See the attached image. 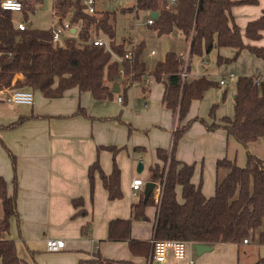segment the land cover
Masks as SVG:
<instances>
[{"label": "trees", "instance_id": "16d2710c", "mask_svg": "<svg viewBox=\"0 0 264 264\" xmlns=\"http://www.w3.org/2000/svg\"><path fill=\"white\" fill-rule=\"evenodd\" d=\"M22 4L19 12L27 24L29 15L42 0H18ZM257 0H176L168 6L167 0H137L136 4L124 10L134 12H157L150 28L158 37L179 32L189 41V56L202 55L213 48L229 47L235 50L232 58L218 57L217 62H233L242 50L264 61V47L245 44L243 35L257 41L264 32V9L261 15L247 23L244 34L234 21L231 8L236 5H255ZM53 12L60 19L68 18L70 26L79 25L78 32L61 41L53 42L51 29L16 27L11 11L0 8V91L25 89L38 91L46 99H59L66 91L77 88L79 92H89L97 101L112 100L119 93H112L113 84L124 79L121 91L123 102L126 93L134 84H141L146 72L155 82L164 86L163 105L176 117L169 149H157L156 156L161 164L150 167L152 182L162 186L157 201L153 238L156 240H178L192 244L214 245L217 243L241 244L253 239L264 244V160L247 153L243 167L226 158L216 162L214 194L206 198L200 186L191 182L194 166L180 162L176 158L179 140L199 118L187 119L190 105L201 100L205 92L215 83L205 77L185 79L180 72V56L169 51L164 60L156 61L152 68L144 59L145 44L140 42L132 49V57L125 59L127 50L123 42L115 39L112 13L103 11L101 16L85 12L82 0H53ZM103 32L108 38V49L104 45H94L92 33ZM116 55L121 60L113 59ZM16 74L21 80L13 83ZM264 71L262 75L241 76L236 79L233 97V116L224 117L221 124L207 125L208 129L223 128L228 135L241 145L264 140ZM214 105L210 117H214ZM74 115L94 120L79 106ZM27 118L2 126L13 129ZM132 127L128 126V134ZM124 148L106 147L113 154V168L106 175L96 160L88 169L90 192L93 191V176L97 172L107 191L109 200L121 198L120 170L116 164V154ZM140 150V148H136ZM13 157V156H11ZM15 172V161L12 158ZM181 186L183 202L176 200L175 188ZM16 176L13 189L9 193L5 180L0 177V201L3 216L0 219V264H25L18 257L15 243L6 238L11 218H17ZM153 193L144 201L131 204V219L116 218L107 224V241H126L133 256L148 258L152 244L150 241L130 237L132 220L147 222L146 207L154 205ZM74 207L81 205V199L73 200ZM257 234V237H256ZM256 237V238H255ZM89 264H133L104 258L99 251L93 254ZM252 264H264V256Z\"/></svg>", "mask_w": 264, "mask_h": 264}, {"label": "crops", "instance_id": "0c3cea01", "mask_svg": "<svg viewBox=\"0 0 264 264\" xmlns=\"http://www.w3.org/2000/svg\"><path fill=\"white\" fill-rule=\"evenodd\" d=\"M103 2L104 0H96L99 12L97 16L102 15ZM263 9L264 0H257L255 5H236L231 8V14L242 35L247 23L257 19ZM123 12L126 13L124 9ZM140 12L143 11L134 10L131 13L136 14L138 18ZM144 13L146 17L143 20L134 22L130 25L131 29L127 28L126 32L122 31L118 36L114 24L115 39L119 43L123 42L126 50L144 42V59L150 69L156 61L164 60L166 54L158 60L156 49L146 50L145 42L158 36L150 25H147L148 13L145 11ZM51 15L52 21L47 29L53 28L60 21V17L53 10ZM61 20L60 22H66L68 18ZM28 23L31 27V23ZM78 26H71L70 30L63 34L62 40L76 34ZM91 38H102L109 42V38L101 31H94ZM182 39L188 48V55L185 56L186 53L183 51H177V54L187 59L190 80L199 77L208 79V76L212 75L210 70L208 71V61L203 58L204 54L214 49L217 52V59L224 57L219 53L222 48H226L221 51L225 55L226 51L230 54L235 52L233 48L215 47L208 53L193 55L196 59L192 68L189 41L183 36ZM243 42L264 47V32L257 41H251L243 35ZM169 49L170 45L167 51ZM151 50L155 51V55L150 54ZM239 54L255 63V66H259L260 63L264 70L262 59L251 55L245 49ZM113 59L118 60L119 57ZM217 72L215 69L213 74ZM245 74L256 75L249 72ZM230 75L221 77L220 80H225L224 85H219V82L216 85L225 88L230 82L236 83L237 78L234 75L230 78ZM21 79L22 75L16 74L13 83ZM123 83L124 79L117 82L120 94ZM153 83H156L153 87L151 84L148 87L142 83L134 84L127 91L132 92L131 99L128 100L126 94L124 102H117L119 107L97 101L89 92H79L77 88L69 89L59 99H46L40 92L35 91L33 104L29 106L13 105L3 100L4 95L13 89L0 92V125L6 126L20 118H27L13 129L0 130V177L5 180L9 193L13 189L14 176L17 182V218H11L9 231L5 237L14 241L17 255L25 264H89L88 261L98 251L104 258L130 261L133 264H190L189 260H193V264H252L264 254V244L256 241L241 244L217 243L210 245L212 249L201 255L195 253L194 244L188 243L187 256L184 260H177L168 253L164 262L149 263V257L133 256L126 241H107L108 222L116 218L131 219V204L143 197V189L135 194L131 191L132 179L141 178L145 183L152 182L150 167L161 164L156 156V150L171 147L176 117L162 103L164 86L155 81ZM208 91L209 89L205 94ZM235 91L234 84L232 116ZM198 101L200 100L191 103L187 119L199 118V115L205 114L204 111L200 112L201 104ZM79 106L94 120L81 115L73 116ZM116 116H120L121 120L113 119ZM223 117L226 116L215 115L214 118H207L205 124L193 122L176 148L177 160L194 166L191 182L195 186H200L201 193L206 198L214 194L218 160L226 158L234 161L239 167L245 165L243 153H246L245 156L250 153L264 160V140L242 145L241 152V144L233 136L228 135L226 130L207 128V125L213 123L221 124ZM128 126L133 128L130 134L127 133ZM111 146L117 148L126 146L133 151L130 157L122 150L115 156L120 170L121 190V198L116 200L108 199L107 191L97 172L93 176L92 194L88 179L89 166L96 160L106 175L111 173L113 154L106 149ZM133 148H140V151ZM12 158L15 161V172ZM140 161L144 164H141V172H137L135 165ZM157 185L153 190L154 205L145 209L149 221L131 222L132 239L151 242L153 238ZM175 193L176 200L182 203L181 186H176ZM79 199L81 205L74 207L72 201ZM2 216L3 207L0 201V219ZM49 238L63 240L64 249L58 252L47 251L45 241Z\"/></svg>", "mask_w": 264, "mask_h": 264}, {"label": "rangeland", "instance_id": "374dc122", "mask_svg": "<svg viewBox=\"0 0 264 264\" xmlns=\"http://www.w3.org/2000/svg\"><path fill=\"white\" fill-rule=\"evenodd\" d=\"M127 7H128L127 5L120 6V4L117 3L115 0H104L103 4L101 5L102 11H107V12L112 13V15H113L112 16V23L115 24V26L117 28V36L119 35V33H122V31L126 32V29L130 28L131 27L130 25L133 24L134 22L137 23V22H139L140 19L143 20L146 17L145 16L146 14L144 12H140L138 15V18L136 17V14L128 12L127 10H125L126 13L124 14L123 9H125ZM51 11H52V0H42V3H40L39 5L37 4V6H35V10L32 14L28 13V15L30 14L28 21L31 23V27L32 28H38V29L49 28L50 23L52 21ZM13 16H14V21H18L19 19L20 20L22 19L20 13L14 12ZM181 38H182V35L179 32H174L173 34L161 36L159 38L156 37L151 41L149 40V41L145 42L146 43V50H149L150 48L156 49V51L158 53V55L156 56V59H158V60L162 59L164 57V55L168 53V51H174L176 53H177V51L178 52L183 51L184 53H186L185 56H187L188 55L187 54L188 48L186 46V43L183 42V39L181 40ZM62 43H63V41L59 42L60 45H62ZM168 45H170V49L167 51ZM222 50H226V48H222ZM221 51H219V53H220V55L224 56L222 58L228 57V59H229V58H232V56L234 55V53H232L233 54L232 55L229 53V51H226L225 53L228 55L227 56ZM203 53H206V52H203ZM216 57H217V52L214 49L210 53L204 54V57H203V58H205V60L208 61L207 62L208 71L210 70V72L212 74V75L208 76V79L215 83V85L211 89H209V91L205 94V96L200 101H198L201 104L200 112L204 111V113H205L204 115H199L198 117H199V119H203V120L210 118L209 114H210L211 108L214 105H217V108L215 109L214 116L215 115L216 116L221 115V116H226L228 118L232 117V95H233L235 83L230 82L227 87L220 88L218 85H216V83L219 82L221 77L232 74L236 78H238L241 76H247V74H245V73H248V72H249V74L253 73V74L258 75L259 73L263 74V71H264L262 69V66L260 65V63H259V66H255V63H251L247 58H244L241 54L238 55V57L235 61L226 62V63L225 62L218 63ZM195 59H196V57L192 56V62H191L192 68H193V63L195 62ZM253 59H254V57H253ZM215 69H217L218 72L213 74ZM152 83H151V86L153 87L154 84H156V83H153V84ZM126 94H127L128 100L131 99L132 92H128ZM119 95L122 97L121 94H119ZM116 97H117V95L114 96L112 100H106L104 102H106L110 106L119 107L120 105L117 104ZM122 105H124V104H122ZM229 116H231V117H229ZM113 119L121 120L120 116H116V118H113ZM126 125H128V124H126ZM126 129H127V133H128V127ZM132 131H133V128L130 131V133H132ZM240 146H239L240 151L242 152L243 146L242 145H240ZM133 149L135 151H138V149H136V148H133ZM122 151H125V153H127L128 157L132 156L131 153H133V151H131L129 147L127 148L126 146H124ZM245 154L246 153H243L244 163H246ZM139 163H141L142 165L144 164L141 161L137 162V164L135 165V168H137ZM138 176H140V175L138 174ZM256 237H257V234H256ZM249 241L253 242V239L251 238L248 240V242ZM242 243H243V241H242ZM263 256H264V254L261 257H263Z\"/></svg>", "mask_w": 264, "mask_h": 264}, {"label": "built area", "instance_id": "2783aa9c", "mask_svg": "<svg viewBox=\"0 0 264 264\" xmlns=\"http://www.w3.org/2000/svg\"><path fill=\"white\" fill-rule=\"evenodd\" d=\"M117 3L121 5H128V4H136L137 0H115ZM176 0H167L168 6L175 3ZM82 4L84 6L85 12L90 15H97V8H96V0H82ZM0 8L6 11H11L15 13H19L22 10V4L18 0H0ZM148 13V17L146 19L147 25H151L153 23L154 18L151 16L150 12ZM60 21H62L60 19ZM56 23V25L51 28L52 30V40L55 43H58L62 40L63 34L65 32H68L70 30V24L68 21L66 22H60ZM16 27L19 30H24L27 28V25L23 21H18L15 23ZM92 43L94 45H104L108 49V42L106 40H103L102 38H93ZM134 48V47H133ZM128 49L124 58L130 59L132 57V49ZM151 55H155V51L151 50ZM113 57H116L114 55ZM182 60V67L180 76L182 81L187 79L189 76L188 72V63L187 59L184 56H180ZM121 60V59H119ZM230 78H233V75H230ZM154 81V78L151 76L149 72H146L144 76V80L142 84L145 87H148L152 82ZM225 80L222 79L219 81V85H224ZM1 92V91H0ZM33 92L30 90L25 89H15L10 90L7 94L4 95L3 100L6 103L13 104V105H32L33 104ZM118 103H122L123 99L121 96H117L116 98ZM145 182L141 178H134L131 181L130 188L131 191L135 194L139 191H141L144 187ZM157 194H156V202L160 199L162 186L157 185ZM247 240H244L243 243H247ZM151 253L149 256V263L150 262H156V263H162L165 261V258L168 253H171L172 256L177 260H184L187 256V247L188 242L185 241H178V240H151ZM64 241L61 239H46L45 241V247L46 250L49 252H58L60 250L64 249ZM190 264H193V260H189Z\"/></svg>", "mask_w": 264, "mask_h": 264}, {"label": "water", "instance_id": "95a60500", "mask_svg": "<svg viewBox=\"0 0 264 264\" xmlns=\"http://www.w3.org/2000/svg\"><path fill=\"white\" fill-rule=\"evenodd\" d=\"M151 16L153 18H156L157 12H152ZM26 25H27V28H29L30 24L28 23ZM119 91H120L119 86H118L117 82H115L113 84L112 93L117 94V93H119ZM141 170H142V165H141V163H139L137 166V172H141ZM155 186H156V184L154 182H146L144 184L143 191H142L144 201L147 200V198L150 196L151 193H153ZM193 248H194L195 253L197 255H201L202 253H204L206 251H210L212 249L211 246L206 245V244H194Z\"/></svg>", "mask_w": 264, "mask_h": 264}]
</instances>
